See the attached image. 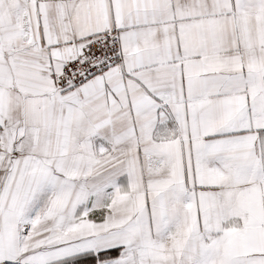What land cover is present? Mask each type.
Wrapping results in <instances>:
<instances>
[{
  "label": "snow or ice",
  "instance_id": "1",
  "mask_svg": "<svg viewBox=\"0 0 264 264\" xmlns=\"http://www.w3.org/2000/svg\"><path fill=\"white\" fill-rule=\"evenodd\" d=\"M0 264H264V0H0Z\"/></svg>",
  "mask_w": 264,
  "mask_h": 264
}]
</instances>
